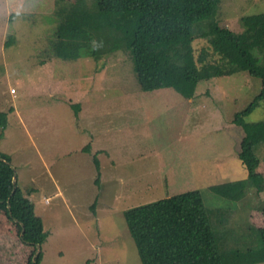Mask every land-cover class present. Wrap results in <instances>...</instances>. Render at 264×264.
I'll use <instances>...</instances> for the list:
<instances>
[{
	"label": "rangeland",
	"instance_id": "rangeland-1",
	"mask_svg": "<svg viewBox=\"0 0 264 264\" xmlns=\"http://www.w3.org/2000/svg\"><path fill=\"white\" fill-rule=\"evenodd\" d=\"M27 8L19 18L0 15V138L50 232L41 264H142L124 213L193 192L209 211L223 263L264 264L256 259L264 257V192L238 158L242 142L264 128L234 123L263 83L239 67L236 42H218L224 56L210 38L165 45L162 64L196 66L203 79L143 92L125 50L92 56L105 29L95 0H28ZM217 20L264 60V0H221ZM210 68L232 76L210 78ZM246 121H264V101ZM257 145L264 179V143ZM34 253L0 211V264H28Z\"/></svg>",
	"mask_w": 264,
	"mask_h": 264
},
{
	"label": "trees",
	"instance_id": "trees-1",
	"mask_svg": "<svg viewBox=\"0 0 264 264\" xmlns=\"http://www.w3.org/2000/svg\"><path fill=\"white\" fill-rule=\"evenodd\" d=\"M97 10L105 23L104 31L96 34L92 56L98 60L112 52L125 50L134 64L133 73L143 92L162 89H177L185 83L202 81V74L196 66L186 69L169 68L160 60V49L188 37L212 39L213 46L224 56L218 46L222 39L236 42L240 55L239 67L249 71L254 79L261 80V93L249 107L237 113L234 123L253 129L264 128V121L249 125L246 119L264 101V60L257 61L243 46L241 34L229 28H221L217 20V7L221 0H95ZM241 44V45H240ZM222 50V52H221ZM217 69L207 72L214 76L231 77L228 72L219 74ZM226 74V75H225ZM78 113L80 104H74ZM3 116V115H2ZM4 121L6 117L3 116ZM7 124L5 123V128ZM242 142L238 158L249 173L253 186L260 185L258 193L264 192V179L260 175L261 160L256 156L257 144L264 143V135L249 136ZM1 141V138H0ZM91 151L85 147V153ZM5 154H0V211L10 222H14L24 245L32 247L33 253L28 264H41L42 247L50 233L45 230L41 218L36 216L35 206L30 200L31 193H24L19 183L14 185L15 171ZM97 171L95 183L101 185V164L93 157ZM15 191L14 196H12ZM235 196V195H234ZM233 196V197H234ZM225 197V195H224ZM226 200V199H225ZM239 199L228 201L236 206ZM227 201H224L228 203ZM96 204L92 207L94 209ZM131 235L140 255L142 264H224L217 249V234L212 230L210 214L203 203L201 193L193 192L182 196L128 210L124 213ZM259 252L264 251V228L258 232ZM248 257V255H246ZM264 262V257H256ZM243 263H251L249 260ZM86 264H92L89 259ZM242 264V263H240Z\"/></svg>",
	"mask_w": 264,
	"mask_h": 264
},
{
	"label": "clouds",
	"instance_id": "clouds-1",
	"mask_svg": "<svg viewBox=\"0 0 264 264\" xmlns=\"http://www.w3.org/2000/svg\"><path fill=\"white\" fill-rule=\"evenodd\" d=\"M28 0H0V15L19 18L28 11Z\"/></svg>",
	"mask_w": 264,
	"mask_h": 264
},
{
	"label": "crops",
	"instance_id": "crops-1",
	"mask_svg": "<svg viewBox=\"0 0 264 264\" xmlns=\"http://www.w3.org/2000/svg\"><path fill=\"white\" fill-rule=\"evenodd\" d=\"M16 111V110H15ZM9 127V126H8ZM24 128H26L25 126H24ZM1 147H2V142L0 141V154H4V153H1ZM101 152V154L103 153V151H100ZM109 157H107V159H108ZM142 159H143V157H142ZM164 159H166V157H164ZM108 160H111V158H109ZM101 164V163H100ZM112 165L114 166V164L112 163ZM170 176H172V172L171 171H169V177ZM170 179V178H169ZM17 180H18V177H17ZM171 179H170V184H171ZM145 182V181H144ZM170 184H169V186H170ZM135 193V192H134ZM124 195H126V193L124 194ZM130 196H126V198L128 199ZM131 199V198H130ZM44 200H46L45 198H44ZM125 201V200H124ZM129 201V200H128ZM35 206V210H36V204L34 205ZM36 216H37V214H36ZM38 217V216H37ZM42 220V219H41ZM50 233V232H49ZM50 237V236H49Z\"/></svg>",
	"mask_w": 264,
	"mask_h": 264
},
{
	"label": "water",
	"instance_id": "water-1",
	"mask_svg": "<svg viewBox=\"0 0 264 264\" xmlns=\"http://www.w3.org/2000/svg\"><path fill=\"white\" fill-rule=\"evenodd\" d=\"M17 183V176H16V173L14 175V178H13V184L15 185ZM15 194V191H13L12 193V196H14ZM36 249H37V253L41 250V247L40 246H36Z\"/></svg>",
	"mask_w": 264,
	"mask_h": 264
}]
</instances>
